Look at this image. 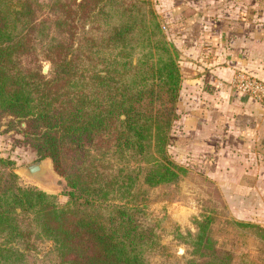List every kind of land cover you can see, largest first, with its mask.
Instances as JSON below:
<instances>
[{
  "label": "trees",
  "instance_id": "trees-1",
  "mask_svg": "<svg viewBox=\"0 0 264 264\" xmlns=\"http://www.w3.org/2000/svg\"><path fill=\"white\" fill-rule=\"evenodd\" d=\"M181 82L151 0H0V134L49 157L67 196L20 185L0 157V264H29L38 241L40 264H150L156 228L128 199L142 174L185 172L167 154ZM208 229L178 235L207 258L191 264H230Z\"/></svg>",
  "mask_w": 264,
  "mask_h": 264
},
{
  "label": "crops",
  "instance_id": "crops-1",
  "mask_svg": "<svg viewBox=\"0 0 264 264\" xmlns=\"http://www.w3.org/2000/svg\"><path fill=\"white\" fill-rule=\"evenodd\" d=\"M166 1L158 13L179 52L182 74L178 130L169 147L188 169L214 181L228 216L258 224L264 204L256 196L247 200L262 183L264 103L230 82L238 72L264 80V9L254 12L253 5L237 1ZM194 7L199 9L185 14Z\"/></svg>",
  "mask_w": 264,
  "mask_h": 264
},
{
  "label": "rangeland",
  "instance_id": "rangeland-1",
  "mask_svg": "<svg viewBox=\"0 0 264 264\" xmlns=\"http://www.w3.org/2000/svg\"><path fill=\"white\" fill-rule=\"evenodd\" d=\"M36 1L46 4L51 0ZM192 1L198 2V0ZM207 1H220L218 5L221 3L223 6L236 1L246 3V5H253L254 12L262 7L264 9V0ZM166 2V0H151V7L159 18L161 30L177 52L179 63V52L169 38V31L164 18L158 13V11L165 8ZM198 9L196 7L189 8L188 12L185 11V14L191 15L192 12ZM48 69L49 63L44 61L43 73H47ZM7 120L6 117L2 122ZM176 120L173 123L171 133L172 131L176 133L178 130ZM174 125L176 126L174 127ZM24 126V123H20V127ZM21 140H23V137L18 132L0 134V157L13 161V171L18 175L20 185L34 186L47 193L54 194L57 196L59 203L64 204L67 201V196L63 195L66 188L64 177L55 172L52 160L49 157L39 158L36 150L20 142ZM174 151L169 146L167 147V154L170 159L185 168V172L180 174L179 179L174 183L149 186L143 182L142 174L132 190V196L128 199L131 205L142 209L146 216L144 218L145 222L154 226L158 234L161 248L150 259L149 263L191 264V261L207 260L206 257L196 255L193 252V246L178 237V235L194 236L198 231V223L205 220L208 222V235L214 242V249L219 255L226 258L230 264H264V217H262L260 223L255 224L248 217L228 216L225 207H223L225 200L214 181L188 169L179 158L181 153H175ZM40 159H47L49 163V174L45 179H41L36 175H26L19 171L22 166ZM259 170L262 173V183H260V188L257 189L258 194L250 196L251 198L247 201H251L252 197L256 196L259 198H257L258 202L264 204V167ZM37 248V256L31 257L29 264H40V259L51 249V242L38 241Z\"/></svg>",
  "mask_w": 264,
  "mask_h": 264
},
{
  "label": "built area",
  "instance_id": "built-area-1",
  "mask_svg": "<svg viewBox=\"0 0 264 264\" xmlns=\"http://www.w3.org/2000/svg\"><path fill=\"white\" fill-rule=\"evenodd\" d=\"M230 84L237 92L264 103V80L244 72H238L234 74Z\"/></svg>",
  "mask_w": 264,
  "mask_h": 264
},
{
  "label": "water",
  "instance_id": "water-1",
  "mask_svg": "<svg viewBox=\"0 0 264 264\" xmlns=\"http://www.w3.org/2000/svg\"><path fill=\"white\" fill-rule=\"evenodd\" d=\"M49 163L47 159H40L35 162L22 166L19 171L26 175H36L45 179L49 174Z\"/></svg>",
  "mask_w": 264,
  "mask_h": 264
}]
</instances>
